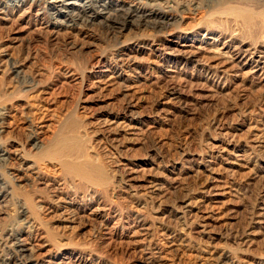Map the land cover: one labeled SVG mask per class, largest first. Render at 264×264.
Instances as JSON below:
<instances>
[{
  "label": "rangeland",
  "instance_id": "1",
  "mask_svg": "<svg viewBox=\"0 0 264 264\" xmlns=\"http://www.w3.org/2000/svg\"><path fill=\"white\" fill-rule=\"evenodd\" d=\"M18 1L6 0V5L12 7ZM184 1L187 3L182 4L180 0H174V3L169 5V11L172 13L175 11L176 17L179 15L185 20L181 27L184 30L181 36L191 33L193 38L189 37L190 41L179 39L176 42L173 38L177 34H158L149 31L144 37L141 36L144 34L133 32L126 39L128 47L124 50V54H120L125 55L127 59L130 58L128 60L124 58L125 62H119V58L116 56L119 54L118 47L120 46L116 47L115 42L108 37L105 29L99 25H94L91 28L82 27L80 31L86 33L87 36H80L71 42L69 35L63 34L64 32L58 33L60 35L55 37L50 34V30H48L50 33H46V30L40 31L36 28V24H46L50 21V15L47 13L43 15L45 10L39 16H35V12H38L36 7H34V15L30 21L22 22L16 28L10 22L0 20V42L2 41L0 51L4 55L2 56V52H0V73H2L0 76H3L0 77V102L6 101L9 104L4 122L5 132L0 136V144L4 145L7 152L9 150L8 153H12L16 149H23L27 153L31 152L30 137L48 121L53 122L56 132L63 131L62 138L73 140L74 134L66 132L68 131L66 124L76 122L81 126V130H85L87 141H90V144L94 146L99 163L107 168L111 167V173L116 179L114 181L116 189L112 200L120 209L118 216L108 215V218L106 217L107 213H103L99 209L95 214L88 215L90 209L96 207V202L54 193L50 188L40 186L35 178L13 173L18 169L15 162V164L12 161L0 162V175L3 177L2 179L6 175L4 179L6 182L12 179L10 187L14 192L13 197L10 196L0 202V264L7 259H9V264H18L21 261L20 258L15 257L14 240L11 237L17 232L23 236L26 242L43 243L41 252H38L40 257L36 256L37 258L34 259V262L38 264H59L57 257H60L59 255L66 249L73 250L83 258L80 259L76 256L72 262L62 264H86L87 259L97 264H131L138 260L139 253L133 252V244L128 246V242H126L128 239H125L124 244L117 238L120 234L130 236L131 231H134L133 228L145 240L143 247L148 249L144 253L145 258L154 255L156 249L161 247L165 250L170 249L171 239L169 238H175L178 231L184 230L196 250L189 259H174V264H192L194 257L198 254L197 251L201 249H209L218 254L223 249L236 251L235 249H238L236 244H239L237 239L243 237L244 234H250L252 244L249 248L239 247V253H241L239 255L253 261V264H264V215L259 209L264 178L259 179L260 177H256L254 174V171L257 170L260 171V176L264 175V162H262L264 161V149H257L258 163L252 162L247 168L234 173H225L226 171L223 173V169L230 168V165L224 158L220 159L217 152L213 150L214 146L218 144V140L226 142L230 134L236 140H243L242 136L245 137L248 129L246 125L248 119L255 121L257 126L261 127L264 124V112L251 115L241 113L242 102L239 97L241 92H246L249 95L252 93L251 90L254 89L251 88V84L238 83L235 88H233L234 85L222 88L221 81H218L214 75L212 76V69L209 70L206 60L200 59V63L195 59L188 60L187 54H182L179 51L180 45L193 42L195 47L204 46L202 49L208 52V47L205 44L210 42L209 38H215L219 33H224V30L229 29L228 25L217 24L221 27L218 30L223 31L219 32L214 27L212 28L214 36L204 33L198 26L207 16L205 2L203 0ZM187 4L189 5L187 6ZM27 23L29 26L26 25ZM73 34L75 33L73 32ZM73 44H76L75 49ZM83 44L84 47L81 49ZM188 53L190 52L188 51ZM205 54L201 52L200 55ZM9 56H12L11 58L15 61ZM27 58L28 60H26ZM6 59L8 63H6ZM12 64L23 65L21 70L23 74L16 77ZM112 75L115 79L118 78L116 81L120 82L118 83L120 85L105 84L108 79L113 77ZM41 84L42 86H40ZM241 85L243 86L241 87ZM173 88L178 94L177 98L163 100L166 93ZM253 95H250L251 98L254 97ZM29 97L30 100H28ZM132 97L137 105L134 111L136 115L131 123L137 129L132 135L121 134L117 137V141H114L110 131L106 128V123H103L104 118L109 113L122 114L124 103ZM219 127L221 128L219 129ZM136 133L137 135H133ZM83 134V132L78 133L80 137ZM225 135L228 136L225 137ZM122 164H126V166H120ZM209 165L216 168L219 166L221 170L219 173L221 174L222 191H220L223 195L220 193V196L213 198V204H207L211 195L207 191H203L204 180L211 181L210 178H212V175L206 171V167ZM126 167L140 170L139 175L135 176L136 180L129 181ZM49 170L52 171L50 168ZM17 177H21V180H18ZM149 182L152 185L156 183L153 186L154 189H157L150 188L152 185ZM14 184H16L15 187H13ZM51 191L53 192L51 193ZM46 193L49 194L46 195ZM35 195L45 198L42 205L45 206V210L44 213L37 212L35 214L38 215L36 224L30 226L22 220L21 199L32 198ZM48 195L49 197H47ZM52 200L54 201L52 202ZM57 201L69 211H76L80 214L79 217H84L77 219L73 228L69 230L63 228L67 226L65 225L67 222L55 217V213L51 214L47 211ZM187 202H191L189 206H186ZM220 205L221 207H219ZM138 210L140 214H138ZM160 222L162 224H159ZM139 224L144 225L147 231L142 229ZM172 226L173 228H171ZM54 235L55 237L50 238ZM69 237L73 240L71 241ZM110 237L112 238L111 242L109 241ZM74 241H77V244H74ZM107 243L108 245H106ZM60 245L65 247L60 248ZM88 245L94 247L93 250L96 247L91 254L84 251L85 246ZM168 251L172 257H177L175 250ZM168 259L172 258L168 257ZM166 264H170V262Z\"/></svg>",
  "mask_w": 264,
  "mask_h": 264
},
{
  "label": "bare ground",
  "instance_id": "2",
  "mask_svg": "<svg viewBox=\"0 0 264 264\" xmlns=\"http://www.w3.org/2000/svg\"><path fill=\"white\" fill-rule=\"evenodd\" d=\"M180 2L182 4L187 3L184 0H180ZM203 2H205L204 7H205V12H206L205 14L207 16L204 17L203 23L201 22L202 24H200L198 27L202 31H204V33L206 32L209 35L213 33L212 28L216 27L215 29H217V30L221 28L217 24H220V25L224 24L225 26L228 25L229 29L224 30V33H221V34L219 33V35L215 36V38H212V37L209 38L210 42L205 44L208 47L207 48V50H209L208 52L205 51L204 49H202L204 46L203 47H200V46L195 47L193 42H191V43L185 42L186 44L180 45L181 48L179 49V51H181L182 54H187L188 60H194L195 59V60L199 61V63H200V59L206 60V63L208 64V67H209V70L212 69V72H213V73H211L212 76L214 75L215 77L218 78L217 79L218 81H221L220 83L222 84V88L228 87V86L231 87L232 85H234L233 88H235L236 87L235 85H237L238 83L239 84H247V83L251 84V88L254 90H251L252 93H250V95L254 94L253 95L254 97L251 98V96L246 92H241V95L239 97L240 101L242 102L241 107H240V109L242 108L241 113H245V115H251L254 113L257 114V113L264 112V0H203ZM173 3H174V0H50V1H48V0H19L16 5H12V7H7L6 0H0V20H2L4 22H10L12 24V26H14L16 28L17 26H20V24L22 22L30 21L32 15H34L33 14L34 7H36V8H38L37 9L38 12H35V16H39L40 13H42L44 10H45V12H43V15H44V13H47L48 15H50L49 16L50 17L49 22H47L46 24L38 23V24H36V28H38L40 31L46 30L47 31L46 33H48L49 32L48 30H50L51 33L50 32L49 33L55 37H58V35H60L58 33L64 32L63 34L69 35V39L71 42L77 40V38L80 36L84 37L86 35V33H83L82 31H80L82 27L91 28L94 25H99L103 29H105L108 37L115 42L114 44H116V47L118 45L120 46V47H118L119 54L116 56H118L119 62H123L125 59L126 60L130 59V58L127 59V58H125V55H120V54L121 53L124 54V50L126 49V47H128L127 46L128 40H126V39L128 38V35L132 34L133 32H136V33L139 32L141 34H144V35H141L144 37L148 34L147 32H149V31H154V32H157L158 34H160V33L170 34V35L177 34V35H174L175 37L173 38L174 41H176V42L179 39H184L186 41V40H189L190 38H193V37H191L192 36L191 33L188 35L185 34L186 36L185 35L181 36V34L184 32V30H182L181 27L185 23L184 22L185 20L180 18L181 16L179 17V15L177 16L178 18L175 16L176 12L173 11L172 6H171V9L174 13L169 11V9H170L169 5L173 4ZM175 3H178V2L175 1ZM179 4L177 5V7L179 6ZM188 5L189 4H187V6ZM185 6H186V4H185ZM26 25L29 26V23H27ZM99 26H97V27H99ZM76 27H77V29H76ZM25 28H27V27L25 26ZM11 30H13V29H11ZM221 31H223V30H221ZM221 31H219V32H221ZM35 32H37V31L35 30ZM73 32L75 34H73ZM62 37H64V36L62 35ZM0 40H1V38H0ZM4 40H6V39H4ZM14 40L16 41V38ZM67 43H68V41H67ZM81 44H82V42H81ZM73 45H74L73 48L75 49L76 44H73ZM87 46H88V44H87ZM83 47H84V44L82 45L81 49ZM190 47H193V48L191 50H189L188 48H190ZM10 49H12V48H10ZM188 51L190 53H188ZM0 52H2V51H0ZM201 52H204L206 54L200 55ZM2 56H4L3 52H2ZM5 56L7 57V55H5ZM34 56H35V54H34ZM11 57L12 56H9V58H11ZM12 60H14V59H12ZM26 60H28V58ZM6 63H8V60ZM12 65L14 66L13 71L15 72L16 77H17V75L22 73L21 70H22L23 65H21V66H16L15 64H12ZM28 65H30V64H28ZM65 66H66V64H65ZM26 68H28V67H26ZM67 69H69V67H67ZM28 70H30V69H28ZM70 73L72 74V72H70ZM73 73H75V72H73ZM0 74H2V73H0ZM40 74L41 73H39V75ZM36 76H37V74H36ZM108 76H111V75H108ZM0 77H3V76H0ZM22 77L24 78V76H22ZM42 78H43V76H42ZM74 78H76V77H74ZM211 78H213V77H211ZM47 79H49V78H47ZM117 79H115L113 76L110 79H108L105 84L110 85V86H111V84L120 85V84H118L120 82L116 81ZM34 81H32V82L34 83ZM98 81H99V79H98ZM39 82L41 83V81H39ZM43 82H44V79H43ZM124 82H126V81H124ZM39 84H37V85H39ZM40 86H42V84ZM242 86L243 85H241V87ZM102 87H105V86H102ZM129 87H131V86H129ZM27 91H29V90L27 89ZM101 91H102V89H101ZM166 91H167V89H166ZM125 95H127V94H125ZM177 95H178L177 92L173 88L170 90V92L166 93L163 100L176 99ZM28 100H30V97ZM35 100H37V99H35ZM32 101H34V100H32ZM7 103H6V101L3 103L0 102V136L2 134H4V132H5L4 122L6 119V111L9 109V107H8L9 104H7ZM35 103H37V102H35ZM164 103H162V104H164ZM136 105L137 104H136V102L134 103V98L132 97L124 103V105L122 107V111H123L122 114L118 115V114L109 113L104 118L103 123H106V126H107L106 128L108 129V131H110V135L114 139V141H117V137H119L121 134L132 135V133L136 131L135 129H137V128L134 125H132V123H131L134 121V119H133L134 115H136L134 112ZM29 108H31V107H29ZM240 109H239V111H240ZM5 124H7V123H5ZM66 125H67L66 130H68L66 132H71L74 134L73 140H69L68 138H62L63 131L56 132L54 130L55 128L53 126V122L48 121L43 126H40L39 129H37L36 132L30 137V139L32 141L31 142V149H32L31 152L29 151L27 153L26 151H23V149H18V150L16 149V150L12 151V153H8L9 150L7 152L4 148V145L0 144V162H11V161L13 163L15 162L18 169H17V171L16 170L13 171V173H17L19 175L35 178V179H37V182L40 184V186L42 185L45 188H50L51 190L54 191V193L62 194V195L69 196V197L70 196L80 197L81 199H84V200H90V201L96 202V207L94 209H90V213H87L88 215L89 214L90 215L95 214L97 212V209H99V211H101L103 213L104 212L107 213L106 217L108 215L118 216V214H120V209H119L118 205L116 204V202H114L112 200L113 199L112 196H113L115 189H116V186L114 185V181L116 179H115V176L112 175V173H111V171H112L111 167L107 168V167H105L99 163L98 159L96 158L94 146H92L90 144V141H87L86 136H85L86 132H85V130L83 131L80 129L81 126L79 124L77 125L76 122H69ZM217 125H218V123H217ZM246 125H247L248 129H247V133H246L245 137L242 136L243 140H241V141L236 140L235 137L230 134L231 136L229 135V139L226 140V142H223V140H218L219 142H217L218 144H216L214 146V149L212 147V149L215 152H217L218 157H220V159L224 158V160L230 165V168L227 167V168L223 169V173L225 171H226L225 173H227V172H233L234 173L235 171L238 172V171L242 170L243 168H247V166L251 165L252 162H256V163L259 162L257 160L256 152H257V149H264V124L261 127H259L255 123V121L248 119L246 121ZM220 128L221 127H219V129ZM104 130H106V129H104ZM82 132L84 134L81 136L82 137L81 138L78 135V133H82ZM108 134H109V132H108ZM133 135H137V133L133 134ZM226 136H228V135H225V137ZM122 139H124V138H122ZM112 142H113V140H112ZM121 143H123V141H121ZM121 146H122V144H121ZM117 147H119V146H117ZM228 149H232V150L229 151ZM262 162H264V161H262ZM4 166H5V163H4ZM13 166H12V168H14ZM120 166H126V164H122ZM49 168L52 169V171H50ZM126 168L128 169V167H126ZM8 169H9V167H8ZM122 169L126 170L124 168H122ZM218 169H219V166H218V168L214 167L213 165H209L206 167V171H208L210 173V175H212V178H210L211 181H208L209 179L208 180L206 179V181L204 180V183H203V191H207V193L209 195H211L210 198H212V199L208 198L207 204H210V203L213 204V202H214L213 198H217L218 196H220L222 194V192H221L222 191L221 190L222 185H221V181H220L221 174L219 173V171H221V170L220 169L218 170ZM253 169L255 170V167ZM139 171L140 170L135 169V168L128 169V172L126 174H127V178H129V181L134 180L135 176L139 175ZM230 174H232V173H230ZM254 174L256 177H260L259 179L264 178V175L260 176V171L255 170ZM11 175L14 176V174H11ZM123 176H124V174H123ZM2 178L3 177L0 175V202L5 201L8 197L10 198V196L11 197L14 196L13 188L10 187L11 183L13 182L12 181L10 183V180H12V179H10L9 182H6L4 180L6 178V175H5L4 179H2ZM7 178H9V177H7ZM17 178H18V180H21L20 179L21 177H17ZM120 178H122V177H120ZM225 178H227V177H225ZM7 183H10V184L8 185ZM150 184L152 185V183H150ZM154 184H156V183H154ZM15 185L16 184H14L13 187H15ZM153 185L151 187L150 186L149 187L152 188L153 190H156L157 188L154 189L155 187ZM140 189H141V187H140ZM39 191H40V189H39ZM41 191H43V190H41ZM53 191H51V193ZM36 192H38V191H36ZM144 192H145V190H144ZM148 193H149V191H148ZM262 193L263 194H262L261 198L259 199V203H260L259 209H260V211H262L261 214L264 215V185H263ZM47 194H49V193H46V195ZM143 194H146V193H143ZM227 194L229 195L228 190H227ZM47 197H49V195ZM43 199H45V198L44 197L41 198L40 196L36 197V195H35V197H32V198L27 197L24 200L21 199V209H22V218H23L22 220L24 221V223L26 225L34 226V224H36V220L38 218V215H35V214H37V212L42 213L45 210V206H42L43 201H44ZM54 200H52V202ZM159 202H161V201H159ZM190 203L191 202H189V203L187 202L186 206H189ZM202 203H204V202H202ZM220 203H221V201H220ZM222 205H223V203H222ZM156 207H158V206H156ZM219 207H221V205ZM184 208H185V206H184ZM47 211L51 214L55 213V215H56L55 217H58V219L65 220V222H67L65 225H67V226H65L63 228L68 229V230L73 228V225H75V221L77 219L79 220V219L84 217V216L79 217L80 214H78L76 211H69L66 207L61 205V203L58 201L53 207H50L49 209H47ZM134 211H135V209H134ZM138 214H140L139 210H138ZM189 215H191V214H189ZM36 216H37V218H36ZM193 217H194V214H193ZM195 217H196V215H195ZM149 219H150V217L148 218V220ZM188 219H189V217H188ZM202 219H201V221H202ZM193 220H194V218H193ZM212 220H214V219H212ZM115 221H117V220H115ZM115 221H114V223H115ZM151 221H152V219H151ZM216 221H217V219H216ZM79 222H81V221H79ZM258 222H260V221H258ZM159 224H162V223L160 222ZM168 224H169V222H168ZM45 225H46V223L44 224V226ZM82 227H83V225H82ZM140 227L142 229H144L145 231H147V229L144 227V225H140ZM36 228H37V226H36ZM130 228H133V227H130ZM150 228H151V226H150ZM171 228H173V226ZM180 228H182V227H180ZM208 228H209V225H208ZM43 230H45V229H43ZM133 230L134 231H131L132 236L131 235L127 236L126 234H120L119 237L117 238L118 240H120V242H124L125 239H128L126 241V242H128V246L133 244L134 245L133 252L139 253V257L137 255L138 260L133 261L131 264H166L168 262H170V264H174V262H175L174 259H176V258L178 260H181L183 258L189 259L191 257V254L196 250V248L191 244L192 240H190L188 234H185L184 230L179 229L180 231L177 230L178 232H177V234H175V238L174 237L169 238V239H171V242L169 243V247H171V248L168 249V250H172V249L175 250L177 257H175V256L172 257V255L168 254V252L170 253V251L165 250L161 247L160 249H156V253H154V255H151L150 257L145 258L144 253H146V251L148 250V249H145L143 247V245L145 244V242H144L145 240L142 238V235H139L138 231H135L134 228H133ZM52 232H53V230H52ZM105 233H107V232H105ZM155 233H156V231H155ZM66 234H65V236H66ZM244 235H243V237H240L239 239H237L239 244L238 245L236 244V246L238 247V249H235L236 251H227L229 249H226V250L223 249L222 252L218 254L217 252L210 251L209 249L208 250H202L201 249V250L197 251L198 254L196 256L194 254L195 257L192 261V264H253V261L248 260L243 255H239V254H241V253H239V247L249 248L252 244V238L250 237V234H247V235L244 234ZM161 236H162V233H161ZM11 237L14 240L15 257L20 258L19 260H21L20 262H18V264H38L37 262H34V259L36 256H39L38 252H41L40 249L43 248V246H44L43 243L39 244V243H35V242H30V243L26 242L23 239V236L21 234H19V232H17L15 235H13ZM52 237H55V235L50 236V238H52ZM42 238H43V236H42ZM72 238H73V236H72ZM70 240H71V238H70ZM111 240H112V238L110 237L109 241L111 242ZM71 241H70V243H71ZM76 242L74 244H77ZM89 242H91V241H89ZM124 244H125V242H124ZM171 244H172V246H170ZM106 245H108V243ZM198 245H200V244H198ZM128 246L126 245V247H128ZM64 247H65L64 245H60V248H64ZM83 247H84V245H83ZM169 247L167 246V248H169ZM172 247H174V248H172ZM93 248L88 245L87 247L85 246L84 251L87 252L88 254H91V252L96 249V247L94 250H93ZM171 252H173V251H171ZM175 252H174V255H175ZM59 256L61 257V258L57 257V258H59L57 260L59 264H62L64 262L70 263L73 261V258L76 256L79 257L80 259L83 258L82 255H79L70 249L64 250V253H62ZM88 257H90V255H88ZM168 257H171L172 259H168ZM87 262H88V264H97V263L90 262L88 259L85 261V263L87 264ZM130 262H131V260H130ZM1 264H9V259H7L4 262L2 261Z\"/></svg>",
  "mask_w": 264,
  "mask_h": 264
}]
</instances>
